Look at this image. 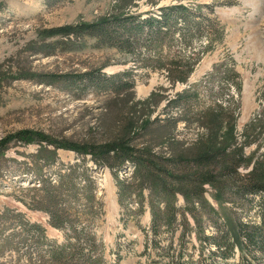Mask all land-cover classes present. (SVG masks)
<instances>
[{"label": "rangeland", "instance_id": "obj_1", "mask_svg": "<svg viewBox=\"0 0 264 264\" xmlns=\"http://www.w3.org/2000/svg\"><path fill=\"white\" fill-rule=\"evenodd\" d=\"M117 5L118 0H0V64L11 58L19 59L38 76H76L99 69L107 77L127 72L128 79L134 83L135 102L144 101L158 91L166 96L150 119L182 118L174 133L176 141L181 143H192L207 135L199 123L202 115L208 111L217 113L218 108H223L228 122L222 135L233 126L236 142L244 147L243 155L250 164H242L238 175L233 176L235 180L240 179L236 185L227 177L221 178L224 175L220 172L221 166L214 170V165L209 170L217 175L218 184L223 188L221 200L216 201L218 186H205V198L215 213L207 206L196 204V218L189 213L185 215L187 204L176 192L175 207L179 213L169 226L165 217L155 221L154 213L165 212L166 203L149 187L140 190L141 185L134 178V165L125 163L116 180L111 170L97 166L90 157L59 150L55 166L46 168L38 161V169L33 167L30 157L36 154L39 145H12L6 152L8 161L1 162L0 217L5 209L11 211L8 219H0L2 231L5 235L22 231L18 214L24 215L23 220L30 224L43 227L47 240L57 246L77 244V230L82 233V241L76 248L74 264H87L81 258L87 234L98 245L92 255L97 264H264V251L245 243L241 246L231 234L226 237L230 225L261 223L262 217L258 205L263 202L264 194L240 198L234 191L242 180H248L255 166L264 163V0H134L124 14L147 18L153 12L158 14L161 8L183 5L197 17L212 19L217 27H207L205 20L200 30L185 32V37L180 39L178 35L175 39L168 38L163 46L155 45L149 53L145 48L135 54L121 52L87 36H72L70 43L63 36L49 37L47 43L64 44L58 45L51 56L33 53L31 46L41 43L46 32L91 25L117 16ZM149 56L154 60L144 59ZM168 65L183 67L184 74L189 69L192 71L184 83H173L166 71ZM185 92L184 99L179 100ZM107 98L92 89L78 88L72 93L64 86L13 82L0 89V142L9 133L27 129L60 141L104 143L109 138L110 126L113 131L117 129L105 105ZM150 144V137H143L134 145L144 150L147 145L152 147ZM151 150L155 155L169 158L166 146ZM193 165L191 174L197 169ZM71 166L75 171L72 182L76 184L79 198L73 212H79L81 219L67 216L70 222L64 229H58L50 225L49 214L28 207L33 194L22 190L33 187V182L40 177L39 170L44 176L58 179ZM86 168H89L87 177L84 176ZM122 179L127 181L126 195L119 188ZM88 180L94 181L93 215L81 212L85 203L81 187L90 184ZM222 236L233 249L216 248L215 240L220 241ZM205 238L211 240L206 242ZM19 250L25 253L27 248L21 244L18 250L6 251L0 258L1 264L16 261Z\"/></svg>", "mask_w": 264, "mask_h": 264}, {"label": "trees", "instance_id": "obj_2", "mask_svg": "<svg viewBox=\"0 0 264 264\" xmlns=\"http://www.w3.org/2000/svg\"><path fill=\"white\" fill-rule=\"evenodd\" d=\"M133 4L134 0H118L117 16L106 17V19L91 25L50 30L43 34L45 38L41 43L31 46L33 53L44 54L46 57L55 54L61 46L60 44H64V42L47 43V38L61 36L68 39V43L71 42L69 39L72 36L74 38L87 36L95 38L99 44L105 47L116 48L121 52L135 54L140 48H145V51L149 53L153 46H163L168 38L175 39L178 35L180 39L185 37V32H190L193 29L200 30V25L205 20L207 27L211 29L217 27L214 26L215 21L212 19L202 18L199 15L197 17L189 7L183 5L161 8L157 12L158 14L153 12L147 18H143L142 15L124 14ZM144 59L149 62L154 60L151 56ZM182 70L183 67L179 65L174 66V68L173 65H168L166 71L169 73L168 78L171 82L184 83L188 79L192 69H189L186 74ZM32 71L19 59L16 61L12 58L6 60L0 64V89L17 81H35L46 86H64L72 93L74 89L78 88L81 91L84 89L95 90L98 94L108 96L105 105L117 129L113 131L110 126L109 138L100 144L95 142L77 143L68 139L60 141L42 132L27 129L9 133L0 142V178L2 176L1 162L8 161L6 152L11 149L12 145L25 147L34 144L39 145L36 154L30 157L33 167L38 169H40L38 161L43 162L46 168L55 166L59 161V150L74 152L79 157H90L97 166L111 170L116 180H118V173L124 168L125 163L132 164L135 166L134 178L141 185L140 190L149 187L155 195H160L166 203L165 212L158 210L154 213L155 221L165 217L168 221L167 225L172 226L176 219V213H179L175 207L176 192L184 197L187 204L185 215L189 213L195 219L196 204L202 207L207 206L211 213H215V209L210 207L205 198V186L210 185L214 188L218 186L217 197H214L216 201L221 200L223 188L221 187L222 184H218L217 175L209 172V170L213 169L214 165H216L214 170L221 166L220 172L224 174L221 178L227 177L231 183L236 185L240 179L235 180L233 176L238 175V170L242 164H250V160L243 155L244 147L236 142L233 126L231 125L228 131L226 130V133L222 135L224 124L228 122V117H225L223 108H218L217 113L208 111L202 115L199 123L201 127L206 129L207 135H203L192 143H181L176 141L174 133L178 123L183 120L182 118L170 116L164 121L160 119L152 121L150 119L161 103L166 100V96L158 91L144 101L135 102L134 83L128 79L130 75L127 72L107 77L101 72V69L77 73L76 76L54 74L38 76ZM185 94L187 92L181 95L179 100L184 99ZM143 137H150L152 147L166 146L169 158L153 154L151 152L152 147H147L148 145L144 150H138L134 144ZM192 164L197 166L194 174L190 172ZM73 169L74 167L71 166L69 171L65 175H60L58 179L44 176L39 170L37 176L40 177L33 182V187L22 190L33 194L32 203L28 207L31 210H40L49 214L50 225L58 229L66 227V224L70 222L68 217L74 216L76 219H81V216L78 215L79 212H73L75 208L77 209L75 205L77 204L76 201L79 200L76 196V184L72 182L73 174L75 175ZM87 173H89V168L85 169L84 176L87 177ZM248 177L247 181L242 182V180L239 183L240 186L234 193L240 198H246L249 195L253 197L263 195L264 163L255 166ZM90 181V184L81 187L85 200L81 212L84 215H93L96 206V197L92 185L94 181ZM126 182L123 179L119 181L122 195L128 193ZM175 186H178V189H174ZM262 200L263 202L258 205L262 211L261 223L230 225L226 237L231 234L235 241L239 240L241 246H244L245 243L255 250L264 251V196H262ZM23 203L26 205L24 200ZM10 212L9 209H5L0 219L3 221L8 219ZM16 217L21 222V232L13 231L5 235L1 229L3 224H0V258L8 250H18L21 244L27 250L25 253L19 250L16 261L11 260L2 264H74V261L77 260L75 258L77 256L76 248L81 246L82 233L75 231V237L78 240L75 243L77 244L70 243L67 246H57L56 243H50L47 240L46 230L39 224L33 225L23 220L24 215L22 214H18ZM194 222L197 226L199 225L197 219ZM226 237H220V241L216 238L218 250L229 251V249H233L232 245L224 242ZM86 238L84 240L85 246H82L84 249H81L83 252L80 250L82 252L81 258L87 264H97L98 260L95 261L92 255L97 252L98 245L91 235L87 234ZM205 239L206 242L211 240L210 238ZM32 252L37 253L33 254ZM25 258L29 260L24 262L23 259ZM180 261L181 257L178 256V262Z\"/></svg>", "mask_w": 264, "mask_h": 264}]
</instances>
